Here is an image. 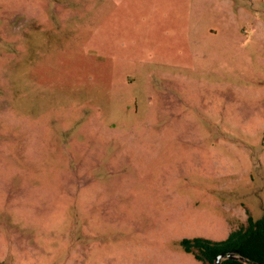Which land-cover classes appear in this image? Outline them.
<instances>
[{
  "label": "rangeland",
  "instance_id": "rangeland-1",
  "mask_svg": "<svg viewBox=\"0 0 264 264\" xmlns=\"http://www.w3.org/2000/svg\"><path fill=\"white\" fill-rule=\"evenodd\" d=\"M264 217V0H0V260L205 264Z\"/></svg>",
  "mask_w": 264,
  "mask_h": 264
},
{
  "label": "trees",
  "instance_id": "trees-1",
  "mask_svg": "<svg viewBox=\"0 0 264 264\" xmlns=\"http://www.w3.org/2000/svg\"><path fill=\"white\" fill-rule=\"evenodd\" d=\"M184 248L192 252L196 259L205 264H215L216 257L220 253L238 250L247 257L251 263L237 259H226L222 264H253L252 262H264V217L254 219L248 217L245 226L233 228L224 240H213L206 237L184 238ZM0 264H4L0 260Z\"/></svg>",
  "mask_w": 264,
  "mask_h": 264
},
{
  "label": "water",
  "instance_id": "water-1",
  "mask_svg": "<svg viewBox=\"0 0 264 264\" xmlns=\"http://www.w3.org/2000/svg\"><path fill=\"white\" fill-rule=\"evenodd\" d=\"M226 259H237V260H241L244 261L246 263H251V261L245 257L244 255H242L240 253V251L238 250H231L228 252H224V253H220L217 257H216V263L215 264H222L224 260ZM253 264H264V262H252Z\"/></svg>",
  "mask_w": 264,
  "mask_h": 264
}]
</instances>
